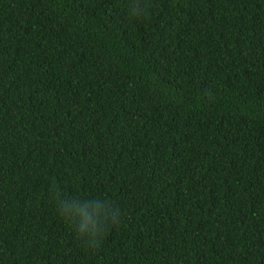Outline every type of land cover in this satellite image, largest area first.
Masks as SVG:
<instances>
[{"label":"trees","instance_id":"1","mask_svg":"<svg viewBox=\"0 0 264 264\" xmlns=\"http://www.w3.org/2000/svg\"><path fill=\"white\" fill-rule=\"evenodd\" d=\"M0 264H264V0H0Z\"/></svg>","mask_w":264,"mask_h":264},{"label":"clouds","instance_id":"2","mask_svg":"<svg viewBox=\"0 0 264 264\" xmlns=\"http://www.w3.org/2000/svg\"><path fill=\"white\" fill-rule=\"evenodd\" d=\"M129 11L133 16H139L146 10L139 5H132ZM58 208L64 217L78 219V223L74 225V231L77 238L89 247L97 246L106 229L119 219V209L99 199L87 202L77 200L61 202Z\"/></svg>","mask_w":264,"mask_h":264}]
</instances>
